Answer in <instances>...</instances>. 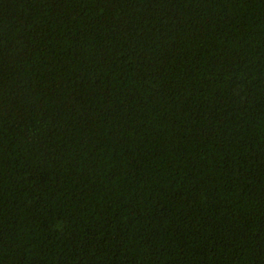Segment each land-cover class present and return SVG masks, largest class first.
I'll use <instances>...</instances> for the list:
<instances>
[{
    "label": "trees",
    "instance_id": "16d2710c",
    "mask_svg": "<svg viewBox=\"0 0 264 264\" xmlns=\"http://www.w3.org/2000/svg\"><path fill=\"white\" fill-rule=\"evenodd\" d=\"M0 264H264V0H0Z\"/></svg>",
    "mask_w": 264,
    "mask_h": 264
}]
</instances>
